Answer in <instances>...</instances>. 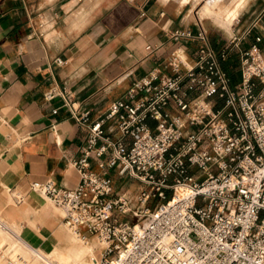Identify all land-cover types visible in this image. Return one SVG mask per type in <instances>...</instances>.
Returning a JSON list of instances; mask_svg holds the SVG:
<instances>
[{"label":"built area","instance_id":"built-area-1","mask_svg":"<svg viewBox=\"0 0 264 264\" xmlns=\"http://www.w3.org/2000/svg\"><path fill=\"white\" fill-rule=\"evenodd\" d=\"M169 38L170 72L153 68L102 115L92 118L61 94L86 131L73 161L79 182L29 188L63 210L66 226L103 242L97 264H264V51L257 44L242 51L231 85L220 60L238 36L219 53L203 29ZM182 38L200 40L196 58ZM113 173L142 184L137 205ZM129 212L135 221L122 216Z\"/></svg>","mask_w":264,"mask_h":264},{"label":"crops","instance_id":"crops-1","mask_svg":"<svg viewBox=\"0 0 264 264\" xmlns=\"http://www.w3.org/2000/svg\"><path fill=\"white\" fill-rule=\"evenodd\" d=\"M176 29H203L217 53L238 36V45L220 60L234 85L242 51L252 44L264 51V0H0L3 232L17 238L21 231L29 238L35 232L57 242L63 217L29 185L50 180L73 188L79 182L73 161L86 131L61 94L89 109L92 118L102 115L153 68L170 72L164 65L176 44L169 33ZM178 43L189 59L198 56L200 40ZM51 90L55 95L48 99ZM113 178L116 186L126 179ZM11 192L24 199L9 202Z\"/></svg>","mask_w":264,"mask_h":264},{"label":"bare ground","instance_id":"bare-ground-1","mask_svg":"<svg viewBox=\"0 0 264 264\" xmlns=\"http://www.w3.org/2000/svg\"><path fill=\"white\" fill-rule=\"evenodd\" d=\"M15 193H12V197ZM178 193H180V190L177 191ZM41 194L44 198L47 197L43 193ZM46 202L51 204L49 200H46ZM61 211L63 212L62 209ZM30 225L33 226L31 222ZM66 229L72 231L73 234L68 238L62 233L61 240H65V246H58L57 242L55 243L49 238H46L40 245L33 247L23 238L17 239V242L15 241L17 237L9 234L4 235L0 225V247L6 244V253L12 254L15 252L13 255L15 258H11L10 261L8 260L7 264H97L93 259L95 245L79 241V233L77 230L71 228ZM98 241L100 243L98 249H100L103 242L100 239Z\"/></svg>","mask_w":264,"mask_h":264},{"label":"rangeland","instance_id":"rangeland-1","mask_svg":"<svg viewBox=\"0 0 264 264\" xmlns=\"http://www.w3.org/2000/svg\"><path fill=\"white\" fill-rule=\"evenodd\" d=\"M153 125H154V123L152 124V126ZM117 184L119 186V189L121 188L123 192L127 193L128 197L131 199V202L133 204L137 205L138 204V202H137V193L139 191V188L142 186V184L139 181H137L136 179H133V178H127V179H125V181H123V182L119 181ZM12 193L13 192L10 193L9 202L13 203L15 201L13 200ZM46 200L47 201L49 200L51 205L53 206V208L55 210H57L59 213H61V215H63V212L61 211V209L59 207H57L56 205H54L49 198H47ZM150 206H152V203L150 204ZM122 216H124L125 219H129L131 221H135L136 220L135 218H133L131 212L126 213L125 215H122ZM3 217L4 216H3V214L0 211V218H3ZM8 221L10 223L11 219L9 218ZM18 224L22 225L21 223H18ZM32 227L34 229H36V226L33 225ZM66 228H69V227L65 226L64 221H62L60 227L56 231L58 246L62 247V246H65V244H66L65 240H61L62 233L65 236H67L68 238L73 234L72 231H70L69 229H66ZM3 233H4V235L7 234L5 232H3ZM78 236H79V241H84L85 243H89V244H94L95 245V248H94L95 252L94 253H98L100 251V249H98L99 246H100V243H99V241H98V239H97V237L95 235H87V238H83L81 236V234H78ZM30 237L31 238H29V236H27L25 234H22V231H21L19 233L18 238H16L15 241L18 242L17 239L23 238V239H25L27 241V243L29 245L34 247V246L40 245L46 238H48V237L42 238V237L38 236L37 233H35V232H33ZM5 247H6V244H4V246L0 247V264H7L8 260L10 261L11 258L12 259L15 258V256H13L15 252H13L12 254L10 253L11 254V256H10V254L6 253ZM3 256H5V257H3Z\"/></svg>","mask_w":264,"mask_h":264}]
</instances>
